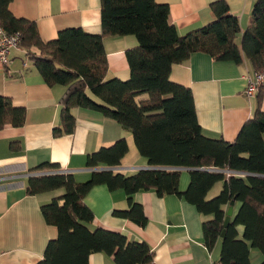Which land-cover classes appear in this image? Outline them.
<instances>
[{
  "label": "trees",
  "instance_id": "16d2710c",
  "mask_svg": "<svg viewBox=\"0 0 264 264\" xmlns=\"http://www.w3.org/2000/svg\"><path fill=\"white\" fill-rule=\"evenodd\" d=\"M11 1L0 0V27L9 34L18 33L25 48L39 49L32 59L49 85L67 86L59 103L60 123L53 128L54 136L73 133V109L89 108L131 130L138 151L149 164L192 168L185 192L179 190V168H146L131 175L105 168L119 165L128 153L129 144L124 137L87 155V167L94 170L84 182H78L72 172L64 171L58 163L39 164L29 177L27 192L38 194L59 188L65 192L41 206L46 222L57 226L58 236L48 242L43 259L36 264H89V256L94 252L114 256L116 264L153 262L154 252L147 243L102 227L89 228L87 223L94 220V213L84 198L97 184H107L110 190L124 189L128 208L115 209L113 214L143 227L148 222L145 210L133 200V194L139 190L154 189L161 196L176 193L202 214L211 215L202 224L204 240L212 249L225 230L220 264H252L251 246L264 256L261 87L253 117L243 124L235 140L226 141L203 134L193 91L170 77L172 66L186 61L194 52L236 62L246 57L255 73H264V0L255 1L241 45L236 42L241 32L240 21L226 0L211 4L213 21L185 35L179 34L171 22L167 4L156 0H101V33L69 27L48 42L41 39L35 21L11 12ZM128 34L135 35L139 42L126 51L130 77L107 79L105 37ZM145 93L148 98L137 99ZM26 114L25 107L15 106L10 97L0 95V130L7 124L23 126ZM46 171L51 172L39 174ZM219 181L224 182L221 191L208 197ZM233 199L242 204L225 227V206ZM240 224L244 226L241 237L237 230ZM259 264H264V259Z\"/></svg>",
  "mask_w": 264,
  "mask_h": 264
},
{
  "label": "crops",
  "instance_id": "0c3cea01",
  "mask_svg": "<svg viewBox=\"0 0 264 264\" xmlns=\"http://www.w3.org/2000/svg\"><path fill=\"white\" fill-rule=\"evenodd\" d=\"M167 4L170 20L179 34L185 35L215 19L211 4L216 0H156ZM230 11L237 15L241 32L236 38L241 45L243 32L251 21L256 0H226ZM11 12L19 18L35 21L41 39L51 41L60 30L82 27L91 33L102 32L101 0H12ZM139 44L133 34L105 37L108 58L107 79L130 77L126 51ZM39 49L15 47L10 51V63L0 62V95L10 97L15 106L27 110L23 126L7 124L0 130V263L36 264L44 257L48 242L58 236V228L48 224L41 206L61 196L64 188L29 194L27 185L33 169L43 162L58 163L74 174L78 182L91 178L93 168L87 167V155L102 146H109L124 137L129 152L121 163L111 167L126 175L153 168L142 156L131 130L115 119L89 108L73 109L76 128L71 134L54 136L53 128L60 123V100L67 91L63 84L49 85L37 69L32 55ZM255 74L246 57L242 62L218 60L209 53L194 52L182 63L172 66V81L191 88L198 121L205 136L233 141L243 124L253 117L259 104V93L246 94L249 77ZM261 107L264 111V83L261 86ZM141 94L138 100L148 98ZM96 99V98H95ZM15 145V147H13ZM183 167V166H182ZM180 167V192L191 181V168ZM224 182H217L208 197L217 195ZM133 200L143 205L148 222L140 226L134 221L113 214L115 209L128 208L124 189L110 190L107 184H97L84 198L94 213L87 223L90 229L102 227L125 234L130 240L147 243L154 252L150 264H220L222 237L209 249L205 245L202 224L212 218L176 193L159 195L154 189L139 190ZM240 201H235L233 215ZM230 203L225 208L228 211ZM243 236L244 226H237ZM252 264H259L262 252L250 247ZM89 264H116L114 256L94 252Z\"/></svg>",
  "mask_w": 264,
  "mask_h": 264
},
{
  "label": "built area",
  "instance_id": "2783aa9c",
  "mask_svg": "<svg viewBox=\"0 0 264 264\" xmlns=\"http://www.w3.org/2000/svg\"><path fill=\"white\" fill-rule=\"evenodd\" d=\"M15 47H24L21 44V39L19 37V34L18 33L9 34L5 31V29L0 27V62L1 63H3L4 65H8L10 63L11 61L10 51L12 48ZM263 83H264V73H255L253 77H249L248 85L246 88V94L248 96H252L256 94L259 91V88L263 85ZM153 168L169 169V168H180V167L153 166ZM64 171L68 172V170L65 169ZM49 172L51 171H46L39 174H45Z\"/></svg>",
  "mask_w": 264,
  "mask_h": 264
},
{
  "label": "water",
  "instance_id": "95a60500",
  "mask_svg": "<svg viewBox=\"0 0 264 264\" xmlns=\"http://www.w3.org/2000/svg\"><path fill=\"white\" fill-rule=\"evenodd\" d=\"M105 168H111V167H105ZM183 168V167H182ZM190 168V167H189ZM192 169V168H191ZM227 172L229 173H232L233 171H230V170H227ZM233 173H238V172H233ZM242 174V173H241ZM244 174V173H243ZM235 199H233L231 202H230V207L227 211V214H226V217H225V221H224V226L227 227L232 219H231V216L233 215V210H234V205H235ZM225 236V230L222 232L221 234V237H224Z\"/></svg>",
  "mask_w": 264,
  "mask_h": 264
},
{
  "label": "rangeland",
  "instance_id": "374dc122",
  "mask_svg": "<svg viewBox=\"0 0 264 264\" xmlns=\"http://www.w3.org/2000/svg\"><path fill=\"white\" fill-rule=\"evenodd\" d=\"M129 152V151H128ZM140 153V152H139ZM258 249V248H257Z\"/></svg>",
  "mask_w": 264,
  "mask_h": 264
}]
</instances>
